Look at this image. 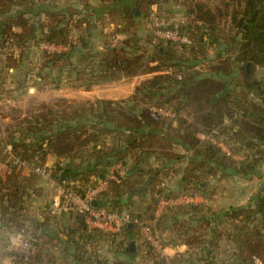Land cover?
I'll use <instances>...</instances> for the list:
<instances>
[{
	"label": "trees",
	"instance_id": "trees-1",
	"mask_svg": "<svg viewBox=\"0 0 264 264\" xmlns=\"http://www.w3.org/2000/svg\"><path fill=\"white\" fill-rule=\"evenodd\" d=\"M80 1L84 5L81 12L37 8L29 17L14 14V19L0 28L4 43L26 48L32 41L33 48L41 43L62 47L42 51L37 73L43 80L50 77L49 71L43 75V70L67 64L74 68L70 58L84 41L83 35L74 30L84 31L92 25L91 0ZM241 1L242 9L232 14L236 27L232 35L222 33L217 20L226 16L225 9L212 11L204 3L197 4L193 9L196 21L185 27L193 40L186 59L171 43L157 47L153 57L144 59L141 53L130 51L129 39L113 47L111 35L104 55L106 78L120 72L131 76L153 73L134 94L120 100H85L79 104L60 99L45 104L6 124L3 131L0 125V132L6 134L0 139L11 143L14 152L32 165H44L49 156L55 157L52 174L58 180L65 168L72 180L90 184L94 177L107 174L113 163L121 162L126 168L125 176L119 182H109L98 206L121 212L135 196H141L146 204L131 212L132 216L160 230L171 229L180 243L191 249L200 247L203 255L193 260L185 258L184 264H254L255 257L264 260V182L247 205L211 209L192 204L167 209L160 217L155 215L161 197L200 194L213 201V181L233 176L249 178L264 162V77L261 81L254 77L259 68H264V0ZM10 2L35 5V0H0V12L9 10ZM99 2L101 7L120 9L125 18H135L137 13L143 14L152 5L168 0ZM43 13L54 17L56 24H42ZM14 27H20V31H13ZM217 47L221 49L211 57L209 50ZM178 71L182 79L176 78ZM238 75L241 79H237ZM152 106L170 109L175 116L151 117ZM200 134L207 137L202 139ZM151 156L160 162L159 166L146 167ZM78 158L79 169L72 166ZM67 160L69 163H65ZM170 171L180 176V188L174 191L164 185ZM37 179L32 172L24 174L21 166H9L4 173L0 169V219L19 234L32 237L35 253L28 258V264L42 261L43 242L38 231L49 220L29 213L28 199L37 192ZM69 213L82 226L79 235L74 230L68 234L80 262L115 264L99 252L98 241L103 238L127 255L119 264L134 263L139 252L132 251L124 237L136 230L140 234L136 224L131 228L126 225L119 234L88 231L81 215ZM144 243L145 259L137 264H179L177 258L184 256L179 253L161 257ZM10 255L13 264L25 258L19 248H13Z\"/></svg>",
	"mask_w": 264,
	"mask_h": 264
},
{
	"label": "crops",
	"instance_id": "crops-1",
	"mask_svg": "<svg viewBox=\"0 0 264 264\" xmlns=\"http://www.w3.org/2000/svg\"><path fill=\"white\" fill-rule=\"evenodd\" d=\"M32 5L29 3L15 5L13 2H10L9 10L0 12V28L3 27V23L10 22L9 20L11 18L14 19V14L19 13L29 17L31 15L30 12L37 8L53 11L70 10L74 12H81L84 10V5L81 4L80 0H35V5L33 7ZM89 8V23L92 25L85 29L86 31L81 30L79 31L80 33H78V35H83L84 41L81 42L78 50H76L70 58L74 68H68L70 70L60 68L54 75V80L68 77L70 82L50 85V88L52 89L51 91L54 92V99L53 101H49L48 104H52L58 99H64L70 102H80L85 100L97 101L102 99L120 100L134 94L137 86L153 75V73H139L131 76L120 72L117 80H111L109 77H105L107 72L104 67V47H106L105 44L107 43L105 42L104 44L103 41L98 44L97 47H93L92 43H95L97 39H103L104 37L101 31L102 27L98 23L103 16V12L107 8L101 7L99 0H91ZM138 15L139 13H137L136 16L138 17ZM42 16V20L46 19L44 13ZM98 28H100V30ZM104 28L106 31L111 29L110 26ZM12 30L20 31V27H14ZM3 40L4 38L0 34V123L6 125L15 122L18 118L25 117L27 114H18L17 117H14V110L18 107L20 101L29 96L30 91L37 90L38 92H43L45 86H40L41 89L39 90L36 86L32 88L30 85L31 74L29 73L28 68L25 67V62L29 60V51L32 45L30 44L28 47L23 48L15 46L14 44L4 43ZM61 49L62 47L58 46L57 50ZM90 60L93 62L91 66L88 65ZM45 72L46 70H43L41 73L45 75ZM37 80L38 82L46 81L40 77H38ZM200 137L204 139L207 136L200 134ZM111 139V137L108 138V144H111ZM55 161L56 159L53 156L48 163L46 161L45 165L51 168V177L45 178L37 175L39 177H37V182L34 184V188L37 192L32 193L28 199L31 216L43 221H45L44 219L46 218L49 219L47 224L42 228L43 232L42 230L38 231V235L42 237L40 238V241L43 242L44 250L40 264H86L79 261L77 258L76 245L71 242L68 237V234L71 233L72 230L75 231L74 233L76 235H79L82 231L81 224L70 213H64L62 215H52L49 213V208L58 203L59 185L65 183L60 179H56L52 174V167ZM80 162L81 159L78 158L74 160L72 166L79 169L81 167L79 166ZM65 163H69V161L67 160ZM150 163H152L151 166L153 167L159 166L160 164L154 156H151ZM8 168L9 166L6 164V160H3V156L0 154L1 171L4 173ZM62 170H65V168ZM22 172L24 174L30 173L26 168H22ZM170 176L171 179L176 178V174L172 171H170L169 177ZM40 179H44V182L38 183ZM70 180H72V176ZM179 184L180 176L176 179L174 188L179 189ZM29 202H31V204ZM143 204L145 205L146 202ZM219 209H221V207ZM17 235H19V233L16 230L9 228L7 224L0 219V264H13V257L10 255V251L13 248H18L14 244ZM139 237H141V234H139V231L137 232V230L132 233H127L124 237L125 243L129 244L130 241H136ZM98 244L99 252L102 257L106 258L109 263L113 262L110 255L111 250L113 249L117 252L120 251L114 248L111 242L104 240L103 238L98 241ZM188 248V246L180 242L175 243L170 241L164 246V252H167V256L173 257L176 254L175 252H185L186 250L192 252L194 250ZM196 249L199 251L200 247ZM144 250L143 245L137 249L139 254H136V260L133 264L139 262L137 261V257L142 255L141 253H144ZM121 254L124 255L122 256V260L125 259L127 255L124 253Z\"/></svg>",
	"mask_w": 264,
	"mask_h": 264
},
{
	"label": "rangeland",
	"instance_id": "rangeland-1",
	"mask_svg": "<svg viewBox=\"0 0 264 264\" xmlns=\"http://www.w3.org/2000/svg\"><path fill=\"white\" fill-rule=\"evenodd\" d=\"M241 2H242L241 0H169L168 2L159 3L157 6L159 9L161 7L162 12L166 15H171V16L178 15L180 17V19L182 20L183 28H185L186 25H190L191 23H194L196 21L197 15L194 13L193 9L194 8L196 9V6L198 3H204V4L208 5L212 11H215V10H217L216 8L220 7L222 9H225V11L227 13L226 16L223 17L222 19H220V18L217 19L218 22L220 23L222 33H224L226 35H232L234 33V31L236 30V27L232 21V14H234L236 9L237 10L242 9ZM226 3H227V7H226ZM151 7L148 10H146V12H144L143 14H139L138 17L136 16L135 18L123 17L120 9L115 8V7H108L107 9H105V11L103 12V16L100 19V21L102 23L100 21L98 23L102 27L101 31H102L104 37H103V39H101V38L97 39V41H95V43H92L93 47H97V45L103 41H104V44H105V42L107 43V38H109L111 35H113L114 32H116L114 35H118L119 38L121 36V38H120L121 42L126 40V39L130 40V45H128V47L133 54L141 53L144 56V59H146L147 57H153L157 47L152 46L151 41H150V39H151L150 38V35H151L150 25L151 24H150L149 16H150ZM45 18L46 19L42 20L43 21L42 24H44V25L56 24V23H53L54 17L50 16V17H45ZM106 26H110L111 29L108 28L110 30L106 31L104 28ZM98 29L100 30V28H98ZM77 30L78 29H75L74 33H80V32H78L79 30L78 31ZM71 35H73V33H71ZM31 42L32 41H30V43ZM31 45L32 46H31V49L29 51V60L25 62V67L28 68V71L31 74L30 85L32 88L36 86L39 90L41 89L40 86L44 85L45 90L43 92H41V91L38 92L37 90L30 91L29 96L27 98H25L24 100L20 101V103L18 104V107L14 110L15 111L14 115H13L14 117H17L18 114L31 113V112L39 109L43 105L48 104L49 101H53L54 92L51 91L52 89L50 88V85H56V84L69 83L70 82V79H68V77L54 80V78H55L54 75L57 73V70H59L60 68L70 70V69H68L71 66L70 64H67L66 67H65V65H61L59 67H54L50 70L47 69L46 71H49L48 74L50 75V77L45 82L44 81L38 82L37 78L39 77V75H38L37 71L39 70L38 68L40 67V65L42 63L43 58H42L41 54H42L43 50L41 49L40 46L33 48V42ZM219 49H221V48L217 47V48L210 49L209 55L211 57H214L216 55V52ZM106 50H107V48H105L104 51H106ZM177 50H178L180 55L181 54L184 55L185 59L187 57H190L189 50L188 51H186V49L185 50L177 49ZM134 51H136V52H134ZM91 52L94 53L93 51H91ZM208 59L210 62V58H207L206 60H208ZM143 63H145V60L143 61ZM89 64H90V66L93 64L92 60L89 61L88 65ZM153 65H155V64H153ZM153 65H151V66H153ZM143 68H145V65H143ZM169 71H171L170 68H169ZM181 73H182L181 71H178V73L176 74L177 79H178L177 75H179ZM119 75L120 74L113 73V74H110L109 78L111 80H117ZM254 77H255V79H257L259 81L263 80L264 69L259 68L255 72ZM237 79H241L240 75L237 76ZM38 84H40V85H38ZM117 84H119V83H117ZM58 100H60V99H58ZM80 102H79V104H80ZM0 125L3 126V128H1L2 131L7 128V126L3 123H0ZM8 126H10V125H8ZM4 134H5L4 132L3 133L0 132L1 139L3 137L1 135H4ZM1 139H0V145L3 147L2 148L3 160L4 159L7 160L5 148H6V144H8V143H6V142L3 143V140H1ZM51 157L52 156L48 157V159L46 160L47 163L50 161ZM46 161L44 162V164H46ZM6 164H7V162H6ZM151 164L152 163H150V162L147 163L146 167L151 166ZM182 165H184V164H182ZM46 167H48V169H51V168H49V166H46ZM32 173L35 174L34 172H32ZM35 175L37 176V174H35ZM37 177H39V176H37ZM177 178H178V175H176V178H173V179H171V176L170 177L168 176L164 180V185L166 187H170V189L174 191V189H175L174 184H175ZM40 182L43 183L44 179H40V181L38 183H40ZM263 182H264V162H263L262 166L260 167V170L249 178H242L239 176H233V177L222 178L217 182L213 181V184L215 183L214 184L215 196H214L213 201H210L208 198H206L209 200V204L207 205V207L208 208L211 207V209L212 208L213 209H219L220 207L221 208H229L231 206L233 207V205H235V206L247 205V203H249L257 195V193H259ZM146 196H147L146 194L143 195V197H146ZM142 199L143 198L139 195L135 196L133 199V202L130 204V206H126V207L122 208L123 209L122 211H126L129 213L139 211L141 209L142 205H144L143 204L144 201H142ZM31 202H29V203L31 204ZM106 208H108L110 210L113 209L112 207H106ZM161 232H162V241H163L164 246L166 245V243H169L170 241L175 242V243L181 242V240L178 238V235L177 234L174 235L171 229L163 228L161 230ZM133 241H135V240H133ZM135 243H136L135 244L136 251L139 247H141V245L144 246L145 243H144L142 235H141V237L136 239ZM222 243H225V242H222ZM223 249L224 248L221 247V250H223ZM219 251H220V249H219ZM166 253H165L166 257H171V256H167ZM175 253H176L175 255L173 254L174 256H177V254H179V253L184 254L183 257L180 256L177 258L179 261V264H184L185 258L193 260L195 258L198 259L197 257L199 255H201V256L203 255V253L202 252L200 253L197 249L193 250L192 252H190L189 250H186L185 252H178V253L175 252ZM141 254L142 255L137 257L138 258L137 261H139V262H142L145 259V257L143 256L144 253H141ZM110 255L112 258V259L111 258L110 259L115 264H119V263H121V261H123L122 256H124V255H122L121 252H117V251H114L112 249L110 252Z\"/></svg>",
	"mask_w": 264,
	"mask_h": 264
},
{
	"label": "built area",
	"instance_id": "built-area-1",
	"mask_svg": "<svg viewBox=\"0 0 264 264\" xmlns=\"http://www.w3.org/2000/svg\"><path fill=\"white\" fill-rule=\"evenodd\" d=\"M150 41L152 46L161 47L169 43L176 45L178 49L188 51L193 45V40L188 31L183 28L182 20L178 15H166L156 4L152 5L150 11ZM72 37V35H71ZM113 47H119L121 40L118 35L111 36ZM42 50H57L58 46L52 43H41ZM182 79V74L177 75ZM150 116L158 118L161 116L174 117L175 113L170 109L150 107ZM223 145V144H221ZM7 163L9 166H21L35 174L49 178L51 170L46 165H32L22 159L14 152L11 143L6 144ZM126 174V168L121 162L113 163L105 176V179L94 178L90 184H84L79 180H70L58 187V203L49 208L52 215H62L64 213L75 212L82 216L88 231L99 230L111 234H119L122 229L132 223L137 225L143 240L149 244L157 255L163 257L165 249L162 241V232L155 225L145 223L138 217L132 216L126 211H115L105 207H94L92 201H99L103 191L108 187L111 180L119 182ZM208 205L209 200L200 194H179L171 197H161L155 212L156 217L167 209H175L187 205ZM15 246L25 253V258L19 264H28V258L35 253L33 239L31 236L17 235ZM254 264H264L261 257H255Z\"/></svg>",
	"mask_w": 264,
	"mask_h": 264
},
{
	"label": "water",
	"instance_id": "water-1",
	"mask_svg": "<svg viewBox=\"0 0 264 264\" xmlns=\"http://www.w3.org/2000/svg\"><path fill=\"white\" fill-rule=\"evenodd\" d=\"M30 44H32V42H31ZM134 52H136V51H134ZM59 176H60V180L63 181V182H69L70 179H71L70 172L67 171V170H62ZM105 176H106V174L103 173V174L100 176V178H101V179H105ZM98 204H99V201H98L97 199H94V200L92 201V205H93L94 207H97ZM128 227H130V228L133 227V224H132V223L128 224ZM135 244H136V243H135V241H133V240L130 241V243H129V245H130V249H131L132 251H136Z\"/></svg>",
	"mask_w": 264,
	"mask_h": 264
}]
</instances>
